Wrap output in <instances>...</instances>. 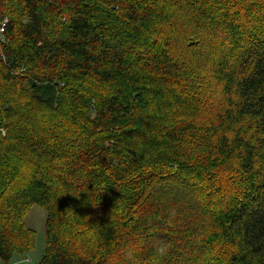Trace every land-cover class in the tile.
Returning a JSON list of instances; mask_svg holds the SVG:
<instances>
[{"label": "trees", "instance_id": "obj_1", "mask_svg": "<svg viewBox=\"0 0 264 264\" xmlns=\"http://www.w3.org/2000/svg\"><path fill=\"white\" fill-rule=\"evenodd\" d=\"M4 21L0 262L40 204L35 264H264V0H0Z\"/></svg>", "mask_w": 264, "mask_h": 264}, {"label": "rangeland", "instance_id": "obj_2", "mask_svg": "<svg viewBox=\"0 0 264 264\" xmlns=\"http://www.w3.org/2000/svg\"><path fill=\"white\" fill-rule=\"evenodd\" d=\"M7 20V18H6ZM47 210L40 204H35L26 215V222L35 230V246L26 253H16L11 264H35L45 253ZM0 264H3L0 262Z\"/></svg>", "mask_w": 264, "mask_h": 264}, {"label": "clouds", "instance_id": "obj_3", "mask_svg": "<svg viewBox=\"0 0 264 264\" xmlns=\"http://www.w3.org/2000/svg\"><path fill=\"white\" fill-rule=\"evenodd\" d=\"M89 239H90V235L89 234H86L84 237H82L80 239V244L86 245L88 243Z\"/></svg>", "mask_w": 264, "mask_h": 264}, {"label": "built area", "instance_id": "obj_4", "mask_svg": "<svg viewBox=\"0 0 264 264\" xmlns=\"http://www.w3.org/2000/svg\"><path fill=\"white\" fill-rule=\"evenodd\" d=\"M4 24H6V22H4ZM4 24L0 27L1 33L4 32V30H5V25Z\"/></svg>", "mask_w": 264, "mask_h": 264}, {"label": "bare ground", "instance_id": "obj_5", "mask_svg": "<svg viewBox=\"0 0 264 264\" xmlns=\"http://www.w3.org/2000/svg\"><path fill=\"white\" fill-rule=\"evenodd\" d=\"M4 22H6V21H4ZM4 22L2 23V25L4 24ZM5 25V24H4ZM1 39L4 41L5 40V38H4V36L3 35H1Z\"/></svg>", "mask_w": 264, "mask_h": 264}]
</instances>
